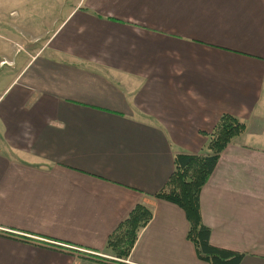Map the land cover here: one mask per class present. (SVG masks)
Listing matches in <instances>:
<instances>
[{"label": "crops", "instance_id": "0c3cea01", "mask_svg": "<svg viewBox=\"0 0 264 264\" xmlns=\"http://www.w3.org/2000/svg\"><path fill=\"white\" fill-rule=\"evenodd\" d=\"M0 25L9 44L43 40L0 41V264H209L155 194L223 114L245 128L201 220L264 264V0H0ZM136 205L151 219L118 258L108 239Z\"/></svg>", "mask_w": 264, "mask_h": 264}, {"label": "trees", "instance_id": "16d2710c", "mask_svg": "<svg viewBox=\"0 0 264 264\" xmlns=\"http://www.w3.org/2000/svg\"><path fill=\"white\" fill-rule=\"evenodd\" d=\"M245 128L235 117L223 114L216 123L205 154L174 155V170L165 185L155 196L175 203L187 217V238L194 244L198 258L209 264H238L242 254L214 247L210 244V229L202 223L199 210V195L207 182L219 154L227 144ZM152 213L142 205H136L128 217L108 239V245L116 257L126 258L137 234L151 219Z\"/></svg>", "mask_w": 264, "mask_h": 264}, {"label": "rangeland", "instance_id": "374dc122", "mask_svg": "<svg viewBox=\"0 0 264 264\" xmlns=\"http://www.w3.org/2000/svg\"><path fill=\"white\" fill-rule=\"evenodd\" d=\"M0 26H2V25H0ZM6 26H8V25H6ZM10 26L11 25H9V29H11V28L13 29V27L12 26L10 27ZM17 26H19V25H17ZM36 26L42 28L41 30L38 29V32H37L38 34L40 32H44V34H46L45 31L48 30L49 28L51 29L53 25H51V24L50 25L49 24H47V25L43 24V25H36ZM14 31H16L17 33H19L18 29H15L14 28ZM3 32L4 31L2 29H0V33H3ZM20 35L16 34V37L15 38H19V37H21V38L20 39H16V40H10V44H9V42L7 40H6V42H4L2 40H0V41L3 43L4 48L7 49L8 51L12 50L13 47L15 49H17V50L18 49H21V50H24L25 49L26 51L27 50H31V49L35 48V46H39L42 43V41H43V40H33V39H31V38L28 37L29 36L28 34H24L22 32H21ZM42 35H43V33H42ZM11 45L13 47H11Z\"/></svg>", "mask_w": 264, "mask_h": 264}]
</instances>
